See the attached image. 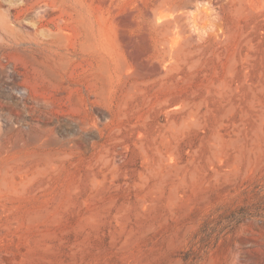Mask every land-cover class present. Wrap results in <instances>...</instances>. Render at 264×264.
<instances>
[{
	"label": "rangeland",
	"instance_id": "374dc122",
	"mask_svg": "<svg viewBox=\"0 0 264 264\" xmlns=\"http://www.w3.org/2000/svg\"><path fill=\"white\" fill-rule=\"evenodd\" d=\"M0 264H264V0H0Z\"/></svg>",
	"mask_w": 264,
	"mask_h": 264
}]
</instances>
